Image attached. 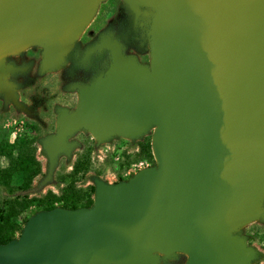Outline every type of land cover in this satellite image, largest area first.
<instances>
[{
  "label": "water",
  "instance_id": "1",
  "mask_svg": "<svg viewBox=\"0 0 264 264\" xmlns=\"http://www.w3.org/2000/svg\"><path fill=\"white\" fill-rule=\"evenodd\" d=\"M100 0H0V92L20 105L19 71L6 53L44 46L43 68L60 67ZM134 21L157 8L153 67L105 35L86 52L112 65L81 102L62 110L44 147L50 168L86 128L99 140L152 139L159 164L128 181L97 180L91 207H56L0 244V264H158L154 251H190L186 264H249L255 249L234 231L262 216L264 195V0H126Z\"/></svg>",
  "mask_w": 264,
  "mask_h": 264
},
{
  "label": "rangeland",
  "instance_id": "2",
  "mask_svg": "<svg viewBox=\"0 0 264 264\" xmlns=\"http://www.w3.org/2000/svg\"><path fill=\"white\" fill-rule=\"evenodd\" d=\"M107 2L109 1H99L95 14L67 52L65 62L60 67L49 70L43 68L44 46L39 44L27 45L19 52L6 53L4 56L6 66L19 68L18 72L9 73L6 78L15 83L20 105L15 104L12 99L7 100L4 93L0 92L1 133L8 134L11 141L24 132L37 137V156L43 168L42 173L34 180L31 195L41 196L49 189L58 193L59 174L71 171L77 157L85 149L92 152V160L90 170L80 180L83 185H96L97 180H104L109 184L128 181L141 170L157 166L155 158L156 164L141 161L126 168L121 154L124 150L136 151L137 148L133 146L135 141L146 138L152 141L154 128L138 136L112 135L105 140H99L86 128H78L69 137V141L75 144L71 152L60 154L55 167L50 168V158L43 140L56 133L62 110L74 111L77 108L80 90L74 85L91 84L99 73L107 72L112 65L110 54L105 53L101 63L91 69L90 57L85 59L87 50L103 36L111 35L123 45L126 55L136 56L141 63L150 65L152 25L157 8L142 5L140 14L134 21L124 1L117 14L107 12L103 18L97 19L101 6ZM139 18L140 24L137 23ZM19 182L17 179L16 184ZM262 207L264 208V195ZM33 212L30 208L25 216H31ZM256 227H264L262 216L242 224L234 234L244 237L248 246L255 249L254 258L249 264H264L263 244L248 237V234L256 232ZM154 253L160 257L158 264H186L190 258V251L184 249L172 253L158 249Z\"/></svg>",
  "mask_w": 264,
  "mask_h": 264
},
{
  "label": "trees",
  "instance_id": "3",
  "mask_svg": "<svg viewBox=\"0 0 264 264\" xmlns=\"http://www.w3.org/2000/svg\"><path fill=\"white\" fill-rule=\"evenodd\" d=\"M101 6L97 19L111 10L118 13L122 0H108ZM0 111V122H1ZM37 137L29 133L19 134L14 141L0 127V244L18 239L28 220L41 211L56 207L78 209L94 204L96 185H83L80 180L90 170L92 152L83 150L73 164L71 171L59 174V192L49 189L41 196L31 195L34 180L42 173V163L37 156ZM95 142V141H94ZM134 152L124 150L121 154L126 168L141 161L155 163L151 139L135 141ZM20 182L16 184V180ZM123 181V180H122ZM33 215L25 216L28 209ZM248 234L251 240H258L264 246V227Z\"/></svg>",
  "mask_w": 264,
  "mask_h": 264
},
{
  "label": "flooded vegetation",
  "instance_id": "4",
  "mask_svg": "<svg viewBox=\"0 0 264 264\" xmlns=\"http://www.w3.org/2000/svg\"><path fill=\"white\" fill-rule=\"evenodd\" d=\"M123 1V0H122ZM124 2V1H123ZM125 5V4H124ZM126 6V5H125ZM108 13H114V14H117L115 11L111 10L110 12ZM131 18H132V15H131ZM141 22V18H139L138 20V24H140ZM98 43V42H97ZM96 44V43H95ZM93 44V45H95ZM105 53H109L110 56H111V52L107 49L105 50H102V51H97L95 53H93V55L90 56V68L92 69L94 66L96 65H99L102 61V59L104 58V55ZM112 58V57H111ZM106 73V72H105Z\"/></svg>",
  "mask_w": 264,
  "mask_h": 264
},
{
  "label": "bare ground",
  "instance_id": "5",
  "mask_svg": "<svg viewBox=\"0 0 264 264\" xmlns=\"http://www.w3.org/2000/svg\"><path fill=\"white\" fill-rule=\"evenodd\" d=\"M124 1L126 2V0H124ZM151 51H152V48H151ZM149 66H150V68L152 69V67H153V54H151V57H150V65H149ZM80 102H81V96H79V102H78L77 107L79 106ZM159 126H160V123H157V124H155L154 126H152V128H154V130H155V132H154V134H153V137H154L155 133L157 132V130L159 129ZM154 155H155V158H156V160H157V163L159 164V159H158L157 154L154 153ZM255 218H256V217H255ZM253 220H254V218L249 219V220H247L246 222H244L243 224L249 223V222H251V221H253Z\"/></svg>",
  "mask_w": 264,
  "mask_h": 264
}]
</instances>
